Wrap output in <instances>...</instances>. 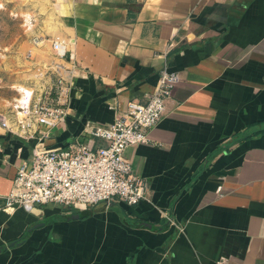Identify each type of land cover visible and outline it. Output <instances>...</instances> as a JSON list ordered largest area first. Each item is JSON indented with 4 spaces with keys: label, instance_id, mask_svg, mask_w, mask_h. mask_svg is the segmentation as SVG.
Listing matches in <instances>:
<instances>
[{
    "label": "crops",
    "instance_id": "obj_1",
    "mask_svg": "<svg viewBox=\"0 0 264 264\" xmlns=\"http://www.w3.org/2000/svg\"><path fill=\"white\" fill-rule=\"evenodd\" d=\"M51 1L62 26L42 49L69 42L73 66L46 147L103 146L86 130L143 103L163 63L178 80L148 141L122 151L145 198L86 218L0 211V264H264V0ZM29 143L0 127V196Z\"/></svg>",
    "mask_w": 264,
    "mask_h": 264
},
{
    "label": "built area",
    "instance_id": "obj_2",
    "mask_svg": "<svg viewBox=\"0 0 264 264\" xmlns=\"http://www.w3.org/2000/svg\"><path fill=\"white\" fill-rule=\"evenodd\" d=\"M44 42L42 37L30 39L33 46ZM68 43L48 40L53 60L45 67L47 83L41 88H27L23 96L19 93V106L14 104L10 118L0 114V127L6 133L26 141L34 139L29 159L16 166L8 192L0 196L2 212L21 209L35 213L47 204L83 210L107 207L114 201L133 205L145 198L146 184L131 174L130 162L122 151L148 141V131L160 119L177 74L163 63L143 103L127 102L110 123L86 130L103 141V146L75 140L61 147H46L49 131L64 120L67 112L69 70L73 66Z\"/></svg>",
    "mask_w": 264,
    "mask_h": 264
},
{
    "label": "rangeland",
    "instance_id": "obj_3",
    "mask_svg": "<svg viewBox=\"0 0 264 264\" xmlns=\"http://www.w3.org/2000/svg\"><path fill=\"white\" fill-rule=\"evenodd\" d=\"M51 2L0 0V114L8 118L19 93L44 84L47 61L53 60L52 53L30 43L33 37L61 29L59 9Z\"/></svg>",
    "mask_w": 264,
    "mask_h": 264
},
{
    "label": "trees",
    "instance_id": "obj_4",
    "mask_svg": "<svg viewBox=\"0 0 264 264\" xmlns=\"http://www.w3.org/2000/svg\"><path fill=\"white\" fill-rule=\"evenodd\" d=\"M28 142H30L29 144H31V146H32L33 143H34V139H30V140H28ZM62 208H63V209H64V208H70V209H72V211H73L74 213L78 214V218H86V217L91 213V210L88 209V208H85V209L82 210V211H77L76 209H73V208H71V207H69V206H63ZM48 221H50L49 218H47V219H43V220L39 221L37 224H39V225H41V224H45V223H48Z\"/></svg>",
    "mask_w": 264,
    "mask_h": 264
},
{
    "label": "bare ground",
    "instance_id": "obj_5",
    "mask_svg": "<svg viewBox=\"0 0 264 264\" xmlns=\"http://www.w3.org/2000/svg\"><path fill=\"white\" fill-rule=\"evenodd\" d=\"M22 91V90H21ZM20 91V92H21ZM23 92V91H22ZM24 94H26V92H23ZM22 96H23V94H22ZM20 101H23V99H21ZM16 106H19V100H18V103H17V105Z\"/></svg>",
    "mask_w": 264,
    "mask_h": 264
},
{
    "label": "water",
    "instance_id": "obj_6",
    "mask_svg": "<svg viewBox=\"0 0 264 264\" xmlns=\"http://www.w3.org/2000/svg\"><path fill=\"white\" fill-rule=\"evenodd\" d=\"M73 216H74L75 218H77V217H78V214H74Z\"/></svg>",
    "mask_w": 264,
    "mask_h": 264
}]
</instances>
